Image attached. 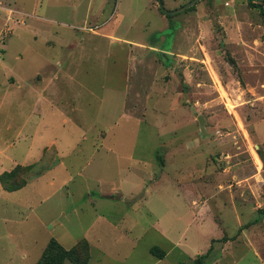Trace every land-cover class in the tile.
<instances>
[{
	"label": "rangeland",
	"instance_id": "1",
	"mask_svg": "<svg viewBox=\"0 0 264 264\" xmlns=\"http://www.w3.org/2000/svg\"><path fill=\"white\" fill-rule=\"evenodd\" d=\"M78 1L0 0V29L6 22L11 28L0 63V101L7 84L28 85L38 76L47 83L59 70L57 62L63 63V68L68 59H75L81 66L78 58L98 53L102 58H94L87 65L85 61L81 68H100L107 62L104 57L108 51L119 61L123 57L125 72L130 64L131 75L126 113L140 122L137 130L141 131V148L157 149L158 164L166 166L165 172H157L153 180L167 182L168 190L173 191L174 245L184 246L185 252L193 255L194 249L203 248L208 240L205 252L200 254L206 255L205 263L231 264V256H235L242 258L237 264H264V216H260L264 211V19L258 8L264 13V1L201 0L166 19L165 28L156 13L144 9L147 0H138L137 4L133 0H109L103 18L98 17L97 24L85 25L84 31L80 27L85 6L80 7ZM161 1L166 11L174 12L191 0ZM153 6L165 17L156 0ZM109 16L115 18L110 21ZM107 19L110 22L105 30H99ZM35 21L38 23L31 27ZM90 30L109 32L117 41L97 38ZM119 40L153 47L126 44L122 51L116 50ZM106 68L110 75L122 65L114 67L109 59ZM99 72L95 74L98 80H94L98 96L103 81ZM73 87L78 91L66 92L61 101L72 103L69 107L66 103L70 102H65L63 110L84 122L86 139L79 150L89 153L92 139L102 128L92 124L97 101L94 99L92 106L84 87ZM13 99L16 120L11 135L17 142L23 110L20 94ZM144 130L151 132V139ZM81 132L77 131L74 140H79ZM108 142L115 145L116 140L109 138ZM98 144L96 141L95 146ZM17 154L13 157L19 158ZM49 154L37 165H18L4 172L14 171L9 184H25L28 175L48 166ZM76 169L71 171L72 176L79 171ZM141 171L144 181L149 182L150 169ZM81 174L74 177L77 204L83 202L78 197L87 186L82 182L92 179L91 173L88 177L85 172ZM139 213L123 216L126 218L120 226L128 229L133 220H151ZM81 221L84 228L75 234L78 242L85 238L88 223L86 218ZM5 229L0 223V264H20L22 253L6 250L10 228ZM137 241L135 262L148 264L152 235ZM152 249L151 254L158 256L163 248ZM177 254H172L174 261ZM6 255L12 256V261H6ZM200 256L178 262L196 264ZM62 264L71 262L64 260Z\"/></svg>",
	"mask_w": 264,
	"mask_h": 264
},
{
	"label": "crops",
	"instance_id": "2",
	"mask_svg": "<svg viewBox=\"0 0 264 264\" xmlns=\"http://www.w3.org/2000/svg\"><path fill=\"white\" fill-rule=\"evenodd\" d=\"M108 1H78L80 7L85 6L81 31H84L83 29L87 28L85 25L90 22L94 25L100 21V17L103 18ZM133 1L138 3V0ZM146 2L147 6L144 9L156 13L162 26L166 28V16L163 14L165 16L163 17L156 11L153 0ZM37 9L38 7L35 11ZM108 18L111 21L115 17ZM110 21L107 19L102 22L99 30H105ZM36 23L38 21L33 22L31 27L36 26ZM90 31L97 38L117 41L109 32ZM126 44H133L139 48L153 47L144 42L131 43L119 40L116 42V50L122 51ZM109 53L108 51L105 55L104 61L108 62L111 59L114 67L118 63L122 65V69L112 70L110 75L106 68L107 62L105 65L102 63L100 68L87 66L81 68L85 61L87 65L88 62L92 64L94 58L95 60L102 58L96 53L78 58L81 60V66L75 64L77 62L75 59H68L63 68V63L57 62L59 70L53 73L47 83L38 76L35 82L28 85L11 83L5 86L3 101H0V175L18 165H37L45 158L47 152H50L51 158L48 166L42 168L40 172L28 175L20 189L8 192L3 190L0 184V223L6 229L10 228V231L6 232L8 236L6 250L9 253L21 252L20 264H36L50 239H55L65 250L71 249L79 241L76 240L75 234L83 230L81 219L84 218L88 220L85 238L82 239L87 241L89 247L87 264H137L134 259L137 240L148 234L152 235V242L147 249L152 259L148 264H180L179 259H193L207 248L208 240L203 248H195L194 254L189 255L185 252L184 246L177 243L174 245L173 191L168 190L167 182L153 180L157 172L160 174L165 172L166 166L158 164L157 149L141 148L138 142L141 131L137 130L140 129V122L125 110L127 92L131 87L130 64L125 72L121 62L124 58H119V61L115 59V53L110 56ZM98 70L100 71L98 75H101L103 80L100 83L102 87L99 96L95 91L97 84L94 81L97 79L95 74ZM114 77H117V83ZM57 82L60 86L56 84ZM73 85L84 87L83 90L90 97V104L94 99L97 101L96 118L92 120V124H99L102 128L97 130L92 139L89 153L86 149L79 150L86 139L84 122L74 119L73 112L63 110L66 104L70 107L72 103L65 101L70 102L65 104L61 101L67 96L66 92L78 91ZM18 94L23 110L20 115L22 128L15 135L17 142H14V136L11 135L12 125L16 120L13 98ZM77 131H82L78 141L74 140ZM143 132L148 133L147 139H151V132L145 130ZM109 138L116 140L115 145L108 142ZM96 141L99 143L97 146ZM16 151L19 158L13 157ZM84 155L88 158H84ZM75 168L79 170L75 176L80 177L84 172L87 173V177L88 174H92L91 180L87 178L89 181L82 182L87 186L78 197L83 200L80 204L76 203L78 199H75L76 192L73 190L77 184L71 171ZM145 168L150 169L148 173L152 180L149 178V182L144 181L145 177L140 174ZM137 212L145 213V217H150L151 220L142 223L138 219L133 220L128 229H123L120 226L126 218L123 216ZM154 247L163 248L162 253L158 256L152 255L151 249ZM228 248L232 249L233 246ZM208 250L210 251L211 247ZM174 251L178 252L175 261L172 259ZM204 256L206 259V255ZM231 258V264L240 263L242 259L235 256ZM6 261H12V256L6 255ZM203 263L216 264L212 261Z\"/></svg>",
	"mask_w": 264,
	"mask_h": 264
},
{
	"label": "trees",
	"instance_id": "3",
	"mask_svg": "<svg viewBox=\"0 0 264 264\" xmlns=\"http://www.w3.org/2000/svg\"><path fill=\"white\" fill-rule=\"evenodd\" d=\"M258 8L260 9V14L264 19L263 10L260 7ZM166 18L169 19V16H166ZM13 173L14 171L0 175V184L3 190L12 192L24 186V184L17 186H12L9 184V178L13 175ZM260 216H264V211H261ZM250 225H252V223L248 224V226ZM88 259L89 247L86 241L82 240L74 245L71 249L65 250L55 239H50L36 264H62L64 260H69L71 264H87ZM203 259H205V256H200L196 259L195 263L204 264Z\"/></svg>",
	"mask_w": 264,
	"mask_h": 264
},
{
	"label": "water",
	"instance_id": "4",
	"mask_svg": "<svg viewBox=\"0 0 264 264\" xmlns=\"http://www.w3.org/2000/svg\"><path fill=\"white\" fill-rule=\"evenodd\" d=\"M199 1L201 0H191L190 2H188L187 4H185L183 7L179 8L178 10L174 11V12H169V11H166L164 8H163V5H162V1L161 0H157V4H158V8L159 10L165 15V16H174L176 14H180L184 11H186L187 9L191 8L192 6H194L196 3H198ZM251 1H254V0H251ZM258 1H264V0H258ZM200 123H201V127H202V124H203V121L202 119L200 118ZM203 128V127H202Z\"/></svg>",
	"mask_w": 264,
	"mask_h": 264
},
{
	"label": "built area",
	"instance_id": "5",
	"mask_svg": "<svg viewBox=\"0 0 264 264\" xmlns=\"http://www.w3.org/2000/svg\"><path fill=\"white\" fill-rule=\"evenodd\" d=\"M2 8L0 7V12ZM10 20V19H8ZM7 20V21H8ZM11 33V28L7 27V22L4 24V28L0 29V63L2 61V55L5 50V39L7 38L8 34Z\"/></svg>",
	"mask_w": 264,
	"mask_h": 264
}]
</instances>
